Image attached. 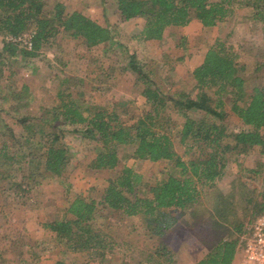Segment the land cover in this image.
Here are the masks:
<instances>
[{"label":"trees","instance_id":"16d2710c","mask_svg":"<svg viewBox=\"0 0 264 264\" xmlns=\"http://www.w3.org/2000/svg\"><path fill=\"white\" fill-rule=\"evenodd\" d=\"M115 2L121 20L143 19L141 28L134 34L138 40L161 39L167 27L187 24L192 11L204 28H212L225 21L235 8L251 6L252 18L264 24V0ZM30 26L35 29L30 49L18 48V43L4 40L0 49V73L2 54L36 56L50 44L52 35L64 31L81 36L87 50L102 44L106 56L111 55L109 50L122 47L127 55V67L136 73L134 79L147 107L124 118L116 106L79 101L73 91L79 87V79L63 77L60 85L67 80L70 83L56 90L58 102L48 112V117L43 118L42 114L22 115L17 118L20 125L18 131L0 118V130L3 126L9 127L8 138L2 136L0 140V166L4 167L0 170V182L6 184L5 188L1 187L0 202H27L30 192L28 179L22 174L16 179L9 167L19 166L29 155L38 157L45 170L62 177L72 157L63 139L65 130L62 126L65 124L70 125L68 130L71 133L94 139L100 145L87 163L90 169L115 168L119 164V147L125 144L132 146V153L138 158L167 160L179 171V175L168 173L154 183L145 184L142 183V174L125 164L114 177L107 179L98 198L88 196L80 189L73 190L61 215L42 223L45 238L31 246L29 259L39 260L48 250L62 253L54 264H89L107 258L119 241H122L125 250L130 251L125 236L115 235L103 223H97L101 210L105 208L119 212L121 217L136 218L129 224L131 231L139 228L148 237L151 233L163 237L164 231L173 226L181 215L199 206L201 211L194 217L193 224L208 225L216 237L213 246L192 264H234L233 260L242 245L239 234L246 231L244 222L237 227L238 234L229 229L225 235L224 226L210 215L202 198L204 190L219 185L224 174L226 149L259 145L264 156V137L261 133L264 127V83H246L245 65L234 46L216 37L205 50L201 62L192 69L196 92L179 90L172 93L161 89L143 69L144 63L137 53L129 51L128 45L115 38L114 26L110 23H101L77 9L66 11L59 1L50 9L46 0H0L1 34H18ZM5 96L0 94V111L6 110L2 107ZM224 96L230 101V110L242 121V128H228ZM200 111L207 115H191ZM174 112L181 116L178 124L173 121ZM229 136L232 142L225 140ZM176 141L184 146L182 153L177 151ZM194 147L197 151L191 156L189 153ZM66 189L71 191L69 182H66ZM218 196L220 199L216 204L219 206L225 198L221 192ZM260 198L255 200L246 220L253 222L256 215L264 211V188ZM138 219L141 222L136 227ZM162 239L156 245L142 247L139 258L123 264H174L175 252ZM10 242L19 259L27 263L28 257L23 256L22 244L12 239ZM75 252L85 254V260L75 262V257L69 255ZM1 253L0 250V257ZM31 264L36 263L31 261Z\"/></svg>","mask_w":264,"mask_h":264},{"label":"rangeland","instance_id":"374dc122","mask_svg":"<svg viewBox=\"0 0 264 264\" xmlns=\"http://www.w3.org/2000/svg\"><path fill=\"white\" fill-rule=\"evenodd\" d=\"M58 1L66 11L77 9L101 23L113 25L115 38L128 45L129 51L137 53L144 63L143 69L164 91L174 93L188 90L193 94L196 92L192 69L201 62L205 50L216 37L225 39L239 52V58L245 65L247 84L264 83V24L252 18L251 6L235 8L225 21L212 28H204L198 20L191 23L189 28L167 27L161 39L138 40L134 34L141 28L143 19L135 17L121 20L115 0H46L47 7L51 9ZM30 28L34 29L33 26ZM49 39L50 44L42 48L36 56L25 57L7 53L1 55L3 63L0 94L6 95L2 103L6 110L0 111V118L6 125L18 131L20 125L17 118L22 115L42 114L43 118L48 117V112L58 102L56 90L70 83V80H67L60 85L63 77L79 79V87L73 90L74 97L79 101L82 99L106 107L116 106L124 118L138 114L147 107L134 79L136 73L127 67V55L122 47L109 50L111 55L106 56L102 44L87 50L81 36L60 31ZM4 40L7 41L6 34L0 33V49ZM210 93L213 95L212 90ZM223 98L230 126L228 128H242V121L230 110L228 97ZM191 115L207 114L200 111ZM173 116L174 123L178 124L181 116L175 112ZM62 127L65 130L63 139L72 154L62 177L45 170L39 158L31 155L19 166L9 167L16 179H19L21 174L28 179L30 192L24 204L0 202V264H31V261L36 264H54V260L61 257L62 253L46 250L39 260L29 259L31 246L45 238L42 223L61 215L73 190L80 189L88 196L98 198L107 179L114 177L125 164L139 171L143 177L142 183L145 184L154 183L168 173L179 175V171L167 160L151 161L138 158L133 155L132 146L125 144L119 147V164L115 168L90 169L87 163L100 145L94 139L71 133L68 124ZM8 129L9 127H2L0 140L2 136L8 138ZM261 133L264 137V127L261 128ZM225 140L232 142L231 136L225 137ZM175 145L179 153L184 151V146L178 141ZM196 151L194 147L189 155H194ZM224 156V174L219 180V185L215 184L212 188L204 190L202 198L204 205L210 210V215L224 226V234L227 235L229 229L238 234L237 227L241 225L240 222H244L246 231L251 227L252 222L246 218L255 200L261 199V191L264 188V156L259 145L246 149L230 147L225 150ZM3 168L0 166V170ZM66 182L71 184V191L66 189ZM0 184L2 195L6 184L4 181ZM24 184L26 185L25 182ZM220 192L224 195L225 202L222 200L221 205L217 207L214 200L220 199ZM200 211L198 206L181 215L173 226L164 231L163 237L154 233L148 237L139 228L130 230L129 224L133 222L132 219L136 221V218L121 217L119 212L102 209L97 223H103L104 227L115 235L125 236L130 244V251L125 250L124 244L119 241L107 258L103 261H91L89 264H123L127 260L135 261L139 258V249L156 245L161 238L174 250V264H192L213 246V239L216 237L208 225L204 227L193 224L194 217L200 214ZM140 222L139 219L135 222L136 227ZM245 232L240 233V237L247 233ZM11 239L17 241V244H22L23 256L28 257L27 263L19 259L11 246ZM33 248L37 249V246ZM69 255L75 257V262L85 260V254L82 253ZM238 257L239 250L233 260L234 264H237Z\"/></svg>","mask_w":264,"mask_h":264},{"label":"built area","instance_id":"2783aa9c","mask_svg":"<svg viewBox=\"0 0 264 264\" xmlns=\"http://www.w3.org/2000/svg\"><path fill=\"white\" fill-rule=\"evenodd\" d=\"M35 29L28 28L18 34H6L8 41L30 49ZM237 264H264V211L259 212L247 233L241 237Z\"/></svg>","mask_w":264,"mask_h":264},{"label":"crops","instance_id":"0c3cea01","mask_svg":"<svg viewBox=\"0 0 264 264\" xmlns=\"http://www.w3.org/2000/svg\"><path fill=\"white\" fill-rule=\"evenodd\" d=\"M196 21H198V19L194 16V12L192 11L189 22L187 24L183 25V27H188L189 28V26L191 25V23H195ZM217 201L218 200L215 199L214 200V203H216ZM217 207H219V206L217 205Z\"/></svg>","mask_w":264,"mask_h":264}]
</instances>
